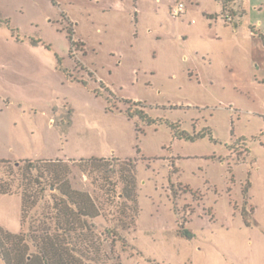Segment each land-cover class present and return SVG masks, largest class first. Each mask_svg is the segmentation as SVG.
Masks as SVG:
<instances>
[{"label":"rangeland","instance_id":"obj_1","mask_svg":"<svg viewBox=\"0 0 264 264\" xmlns=\"http://www.w3.org/2000/svg\"><path fill=\"white\" fill-rule=\"evenodd\" d=\"M177 1L0 0V160L62 165L121 264H264V0Z\"/></svg>","mask_w":264,"mask_h":264},{"label":"trees","instance_id":"obj_2","mask_svg":"<svg viewBox=\"0 0 264 264\" xmlns=\"http://www.w3.org/2000/svg\"><path fill=\"white\" fill-rule=\"evenodd\" d=\"M217 1L221 4L222 14L229 12L235 17L234 6L239 0ZM128 112L133 115L130 109ZM139 114L150 120L144 113ZM21 162L25 163L27 173L20 177ZM0 166H8L11 175H14L0 178V195L21 196V222L23 226L27 224V230L22 229L18 233L0 227L3 264H121L119 257L111 255L112 247L107 253L102 248L108 238L112 237L114 242V231L107 229V236L101 241L96 234L93 220L101 214L98 203L88 191L72 186L68 171L62 165L52 160L14 163L0 160ZM30 171L36 173L31 175ZM48 189H55L56 192L50 193L49 203L44 206L43 212L30 218L29 211L40 206Z\"/></svg>","mask_w":264,"mask_h":264},{"label":"crops","instance_id":"obj_3","mask_svg":"<svg viewBox=\"0 0 264 264\" xmlns=\"http://www.w3.org/2000/svg\"><path fill=\"white\" fill-rule=\"evenodd\" d=\"M245 0H239L236 5L234 6V13H235V17H234V20H233V23H228L225 21V24L226 25H232L234 26V29L236 30L237 28L240 27V25L244 22V16L246 15V8H245ZM173 5H169L168 7V12L170 13V9ZM221 11H222V8L220 10V13L219 14H216V13H211L209 14L210 17H215V19L217 20L218 16H220L221 14ZM171 14V13H170ZM264 32H262L261 30V37L264 38V36H262Z\"/></svg>","mask_w":264,"mask_h":264},{"label":"built area","instance_id":"obj_4","mask_svg":"<svg viewBox=\"0 0 264 264\" xmlns=\"http://www.w3.org/2000/svg\"><path fill=\"white\" fill-rule=\"evenodd\" d=\"M170 13L172 16H176V17L187 13V9H186L183 1L178 0L176 2V4L171 7ZM220 16H222V18H224L226 22L233 23L234 18L232 17V15L229 12H225V14H222V11H221Z\"/></svg>","mask_w":264,"mask_h":264}]
</instances>
